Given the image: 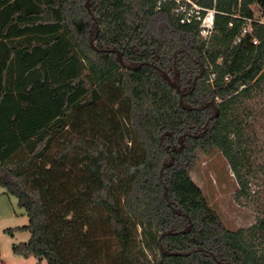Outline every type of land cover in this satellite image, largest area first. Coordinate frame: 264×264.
I'll list each match as a JSON object with an SVG mask.
<instances>
[{
	"label": "trees",
	"instance_id": "1",
	"mask_svg": "<svg viewBox=\"0 0 264 264\" xmlns=\"http://www.w3.org/2000/svg\"><path fill=\"white\" fill-rule=\"evenodd\" d=\"M197 1L216 9L208 43L173 1L0 0V188L31 234L15 254L264 264V0ZM216 149L259 214L248 228L225 227L191 177Z\"/></svg>",
	"mask_w": 264,
	"mask_h": 264
},
{
	"label": "rangeland",
	"instance_id": "2",
	"mask_svg": "<svg viewBox=\"0 0 264 264\" xmlns=\"http://www.w3.org/2000/svg\"><path fill=\"white\" fill-rule=\"evenodd\" d=\"M252 8L258 17L261 9L257 4H253ZM262 125L264 142V119ZM190 174L201 187L211 207L220 215L225 227L231 230L248 228L257 221L259 214L255 206L252 203L247 204L245 198L237 199L239 184L228 160L220 150L216 149L211 153L198 150L197 160L190 168ZM253 188L256 189L257 186L253 184ZM41 264H47V261L44 259Z\"/></svg>",
	"mask_w": 264,
	"mask_h": 264
},
{
	"label": "crops",
	"instance_id": "3",
	"mask_svg": "<svg viewBox=\"0 0 264 264\" xmlns=\"http://www.w3.org/2000/svg\"><path fill=\"white\" fill-rule=\"evenodd\" d=\"M28 220L17 198L0 188V264H41L36 257H23L12 249L14 243L30 238L29 231L15 229L26 225Z\"/></svg>",
	"mask_w": 264,
	"mask_h": 264
},
{
	"label": "built area",
	"instance_id": "4",
	"mask_svg": "<svg viewBox=\"0 0 264 264\" xmlns=\"http://www.w3.org/2000/svg\"><path fill=\"white\" fill-rule=\"evenodd\" d=\"M167 1L174 2L173 13L179 17L181 23L190 24L197 22L202 37L207 41V43L210 41L211 36L214 32L215 13H216L215 8H206L202 6L197 0H158V6H161L163 3ZM254 20L264 24L263 11H261L260 15ZM249 22H251L250 19L248 20V24H245L243 26L242 33L235 38L234 42L240 41L242 35H245L252 30ZM254 43L258 44L259 41L255 39ZM215 78H216V73L211 72L210 82H213ZM228 78L229 77L227 76L226 79Z\"/></svg>",
	"mask_w": 264,
	"mask_h": 264
},
{
	"label": "water",
	"instance_id": "5",
	"mask_svg": "<svg viewBox=\"0 0 264 264\" xmlns=\"http://www.w3.org/2000/svg\"><path fill=\"white\" fill-rule=\"evenodd\" d=\"M90 1H91V0H87V2H86L88 8H89V2H90ZM114 51L117 52V54H118V59H119V61L121 62V64H125V63H124V60H123V56H122V54H121V51H120V50H114ZM141 65H142V64H140V65L134 67V69H137V68L141 67ZM163 74H164L165 78L169 81V83H170L172 86L176 87L177 90H178L179 92H181V88L177 85L176 82H174V81L171 79V77L168 75V73H167V72H164ZM180 103L183 104V94H181V97H180ZM229 264H230V263H229Z\"/></svg>",
	"mask_w": 264,
	"mask_h": 264
}]
</instances>
